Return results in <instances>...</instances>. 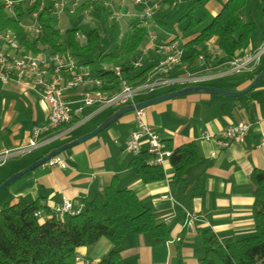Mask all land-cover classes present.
Wrapping results in <instances>:
<instances>
[{
    "label": "crops",
    "instance_id": "0c3cea01",
    "mask_svg": "<svg viewBox=\"0 0 264 264\" xmlns=\"http://www.w3.org/2000/svg\"><path fill=\"white\" fill-rule=\"evenodd\" d=\"M205 2L210 4L209 10L215 15L225 0L219 4L211 3V0ZM165 16H160V19ZM245 17L252 21L254 28L250 40L237 54L253 49L264 41V17L261 16L257 0H248ZM159 26L154 24L155 30L151 29L157 36V42L180 35L184 45L186 36L182 32L177 31L165 38L163 33H157ZM261 69H264V57L255 72L243 70L230 73L220 68L210 71L215 76L206 80L213 82L206 85L228 91L242 90ZM86 71L87 67L82 73ZM102 80L109 82L107 78ZM206 81L197 84H205ZM110 85V82L104 83L102 90L112 94L107 90ZM177 85L180 86L157 88L154 92L158 93L153 96L185 86ZM153 96L138 95L135 102ZM66 98H77V91L66 93ZM111 106L116 105L85 106L80 113L86 118L82 123L74 125L72 121L69 129L67 126L57 132L40 133L41 141L37 147L11 156L7 159L9 161L0 165V183L44 156L50 149L94 129L119 107L112 110ZM145 111L148 124L165 144L171 148L187 143L195 145L198 161L187 167L183 182L175 181L174 168L169 159L161 166L164 178L158 181L145 183L131 168L130 162L134 156L124 149V143L135 127L134 112H130L96 136L62 152L60 156L65 161L64 167L44 164L12 182L6 187V195L1 197L0 204H13L19 198L27 202L38 201L42 209L39 218L44 220L47 217L45 210L53 211L64 198L73 209H77L82 207L84 200L91 199L111 183L118 189L132 190L141 203L152 211L156 223L166 227L168 237L154 240L147 234L127 233L113 264H203V231L212 232L220 241L253 236L254 197L249 175L253 170L264 169V148L258 146L264 136V77L241 96L194 93L159 102L145 108ZM46 118L47 107L40 97L0 80V152L24 145L32 128L44 124ZM243 121L251 124L243 142L231 143L218 150L214 141L202 138L204 132L218 134L225 127ZM84 124L88 125L81 132L52 145L58 138L52 139L53 134L63 132L65 135ZM142 146L145 149L147 145L143 143ZM213 151L215 155L212 156ZM163 195L169 197L164 198ZM187 212H194L199 218L192 226L187 225ZM111 249L112 244L107 238H99L92 245L76 249L75 256L79 260L75 263L86 264L84 260L87 259L100 264Z\"/></svg>",
    "mask_w": 264,
    "mask_h": 264
},
{
    "label": "trees",
    "instance_id": "16d2710c",
    "mask_svg": "<svg viewBox=\"0 0 264 264\" xmlns=\"http://www.w3.org/2000/svg\"><path fill=\"white\" fill-rule=\"evenodd\" d=\"M12 1L14 15L0 1V30L13 31L20 47L29 53L69 52L79 66L87 67L86 74L107 78L111 83L107 90L111 93L118 90V79L110 70L111 67L116 64L121 66L122 77L131 84L141 82L148 70L147 64L153 59L146 60L139 71L131 65V61L136 59L137 53L145 45L147 31L155 30L154 24L176 27V24L160 19V16H165L173 8L170 0H164L166 4L153 17V22L140 18L123 19L126 22L121 28L122 37L106 47L102 43L101 33L110 28L103 29L99 24L114 25L117 22L109 20V9L101 1L90 5L89 0H86L74 14L63 13L83 19L82 8L91 6L87 19L94 26L80 22L62 30L59 17L51 11V0H47L37 14L36 24L40 26L38 33L27 31L23 24L33 22L31 13L37 11L39 0L29 7H24L21 0ZM205 1L196 0L198 4ZM257 2L261 16L264 17V0ZM247 7L248 0H225L220 10L203 23L204 17L196 16L193 5H189L176 20L178 23L183 18L188 19L182 33L191 32L185 37L182 64L194 71L203 68L205 64L214 65L236 56L250 40L254 28L252 21L245 17ZM142 8L141 5L136 7L137 10ZM144 21L148 22L147 25ZM78 35H83V38ZM205 43L215 44L222 56L209 58L206 55V62H199L198 55L205 53ZM210 70L216 71L218 68ZM176 72L181 71L176 68L171 74ZM166 146L172 150L169 163L174 168L175 181L181 183L185 179L187 167L198 161L195 145L187 143L176 148H171L169 144ZM147 158L146 152L134 156L130 162L131 168L145 183L163 179L162 167L148 165ZM249 180L253 187L255 234L247 238L220 241L212 232L203 231V264H264V169L253 170ZM39 209L41 206L38 201L27 202L21 198L0 208V264H76V249L92 245L102 237L111 242L112 249L100 264H113L127 233L147 234L154 240L168 237L166 227L156 223L152 211L141 203L137 195L128 188L118 189L114 183L91 199L84 200L83 209L78 214H66L58 218L52 211L45 210L47 217L40 220L34 215Z\"/></svg>",
    "mask_w": 264,
    "mask_h": 264
},
{
    "label": "built area",
    "instance_id": "2783aa9c",
    "mask_svg": "<svg viewBox=\"0 0 264 264\" xmlns=\"http://www.w3.org/2000/svg\"><path fill=\"white\" fill-rule=\"evenodd\" d=\"M4 8L14 15V2L12 0H0ZM24 7L33 6L36 0H21ZM47 0H39L37 11H33L31 16L33 22L23 24L27 31L38 33L40 26L36 24L38 11L46 5ZM86 0H51V11L57 17L67 12L74 14L79 5ZM101 1L109 9V18L120 22L125 18L142 19L153 22V17L159 9L166 3L164 0H89L91 5ZM181 0H170L172 7H177ZM143 6L137 10V6ZM91 6L82 8L81 14L87 19L90 14ZM145 22L147 25L148 22ZM154 24V23H153ZM83 38V35H78ZM205 53L198 55V61L206 62V55L209 58H219L222 56L221 50L212 43H205ZM185 48L182 45V37L174 35L168 40L157 42L156 34L149 29L147 31L146 44L136 55V59L131 61L133 67L144 66L145 61L155 58L148 67L146 74L141 82L131 84L122 77V69L119 65H113L111 71L118 79V90L108 94L102 90V85L109 84L107 80L82 73L85 67L79 66L69 52H49L29 53L24 51L15 33L10 29L0 30V80L4 84L12 83L22 91H31L46 104L47 118L44 124L33 127L31 135L27 138L24 145L7 149L0 152V165L14 155L23 154L31 151L40 144V133L53 132L63 125L74 122V125L82 123L86 118L80 115L85 106L96 105L105 107L109 105H124L135 102L138 95H147L154 92L157 88L173 84H197L211 79L214 74L210 68L223 69L230 73H237L243 70L253 71L259 64L264 54V41L253 49H246L241 54H237L231 59L214 65H206L190 72L186 65L182 64ZM223 67V68H222ZM179 68L175 74H171ZM210 72V73H208ZM77 91V98L68 100L66 93ZM75 116V119H73ZM135 127L130 132L124 143L126 152L133 156L146 152L148 158L146 163L151 166H162L172 154L165 142L154 133L146 120L145 108L134 111ZM251 124L243 121L229 125L218 134L204 132L202 138L206 141L212 140L218 150L228 147L231 143L243 142L248 135ZM63 132L53 134L52 139L62 136ZM147 146L143 149L142 144ZM259 147L264 148V136L261 137ZM215 155V151L211 152ZM45 164L48 166L64 167L65 161L60 155L50 158ZM166 198L169 195H163ZM82 207L73 209L67 199H63L60 204L55 206L53 213L62 218L66 214L75 215L82 211ZM35 216H42V210L34 213ZM187 225L192 226L199 218L194 212H187ZM75 261L79 258L75 256ZM86 264H97L94 261L84 260Z\"/></svg>",
    "mask_w": 264,
    "mask_h": 264
},
{
    "label": "water",
    "instance_id": "95a60500",
    "mask_svg": "<svg viewBox=\"0 0 264 264\" xmlns=\"http://www.w3.org/2000/svg\"><path fill=\"white\" fill-rule=\"evenodd\" d=\"M264 77V69H261L256 75L253 77L251 82L242 90L238 91H228L225 89H221L215 86L206 85V84H189L185 85L179 90L171 91L168 93H164L158 96L149 97L147 99L137 101L130 104L120 105L112 114H110L106 119H104L98 126H96L91 131L84 133L77 138H74L70 141L64 142L61 145H58L52 149H50L44 156L35 161L31 162L30 164L26 165L24 168L20 169L12 173L8 176L3 182L0 183V190L9 186L12 182L19 179L23 175L34 171L38 167L44 165L50 158L60 155L65 150L71 149L72 147L83 143L84 141L96 136L102 130L107 128L109 125L114 123L118 120L121 116L134 112L135 110L147 108L149 106L155 105L159 102L168 100L170 98L194 94V93H209V94H219L227 97H235L241 96L250 91L256 84Z\"/></svg>",
    "mask_w": 264,
    "mask_h": 264
},
{
    "label": "rangeland",
    "instance_id": "374dc122",
    "mask_svg": "<svg viewBox=\"0 0 264 264\" xmlns=\"http://www.w3.org/2000/svg\"><path fill=\"white\" fill-rule=\"evenodd\" d=\"M222 1L223 0H211V3H214V4L215 3H218L219 4ZM189 5H193V7H194V13H195L196 16H203L204 17L203 23H205V21H208V20H210L212 18L213 13H212L211 10H209L210 9V7H209L210 4L209 3L204 2V3L198 4L196 1H193V0H182L181 3H180V5L178 6V8L173 7L172 10L162 19L166 23L176 24L175 26H176L177 29L174 28V27L167 28L165 26H159V28L156 29L157 30V33H159V32L160 33H163V35H164L163 37L167 38L171 34H176L177 31L182 32V30L185 27L188 19L183 18L178 23H176V20H177V18L182 14V12ZM109 20H111V19H109ZM80 22H84L85 24H89L90 26H94L95 25L89 19H86V18H83L82 19V18H80L78 16H68L67 14H61L60 17H59V26H60V28L62 30L66 29V28H70L72 26H75L76 24H78ZM124 22H126V21L125 20H122L119 23L118 22L115 23L114 25L109 24V23H108V25L105 24V23L99 24L101 27H103V29H105V27L110 28L108 31L104 30L101 33L102 43H104L106 45V47H108V45L110 46L111 44H114L116 40H119L122 37V30H121V28H123ZM190 33L191 32H186V33L183 34V36H187ZM146 39H147V37H146ZM262 57H264V54H263ZM139 70H141V68H137L136 69V71H139ZM204 83L205 84H211L213 82L206 81ZM179 86L180 85L173 84V85H167L165 88H168V87H179ZM155 93H158V91H156L154 93H149L148 96H153ZM138 98L139 97L136 96V99H138ZM115 108H116V106H111L110 107V109H112V110L115 109ZM87 125L84 124L83 126H79V127L75 128V129H72L71 131L68 132V134H65V135H62V136L58 137L55 140V142L52 143V145L58 144L62 140L67 139L70 136L76 135L78 132H81L82 130H84L87 127ZM67 129H69V126H68ZM65 130L66 129H64L63 131H65ZM47 148L48 147L44 148L43 150H45ZM9 160H7V161H9ZM6 191H7L6 188L0 190V199H1L2 196L6 195ZM1 204H0V207L3 206Z\"/></svg>",
    "mask_w": 264,
    "mask_h": 264
}]
</instances>
